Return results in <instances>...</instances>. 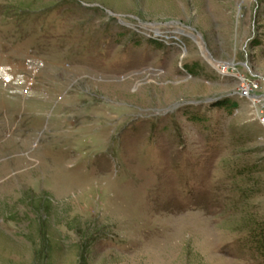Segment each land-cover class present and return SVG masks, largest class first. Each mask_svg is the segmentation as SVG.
<instances>
[{
    "label": "rangeland",
    "instance_id": "rangeland-1",
    "mask_svg": "<svg viewBox=\"0 0 264 264\" xmlns=\"http://www.w3.org/2000/svg\"><path fill=\"white\" fill-rule=\"evenodd\" d=\"M262 231L264 0H0V264H264Z\"/></svg>",
    "mask_w": 264,
    "mask_h": 264
},
{
    "label": "trees",
    "instance_id": "trees-1",
    "mask_svg": "<svg viewBox=\"0 0 264 264\" xmlns=\"http://www.w3.org/2000/svg\"><path fill=\"white\" fill-rule=\"evenodd\" d=\"M260 234L258 235V240H257V243H261L263 240H264V232H259Z\"/></svg>",
    "mask_w": 264,
    "mask_h": 264
},
{
    "label": "built area",
    "instance_id": "built-area-1",
    "mask_svg": "<svg viewBox=\"0 0 264 264\" xmlns=\"http://www.w3.org/2000/svg\"><path fill=\"white\" fill-rule=\"evenodd\" d=\"M243 91L245 90V89H242ZM245 92V91H244Z\"/></svg>",
    "mask_w": 264,
    "mask_h": 264
}]
</instances>
